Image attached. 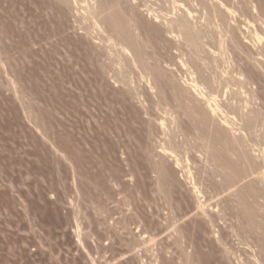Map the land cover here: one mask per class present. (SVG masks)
I'll list each match as a JSON object with an SVG mask.
<instances>
[{
    "label": "rangeland",
    "instance_id": "374dc122",
    "mask_svg": "<svg viewBox=\"0 0 264 264\" xmlns=\"http://www.w3.org/2000/svg\"><path fill=\"white\" fill-rule=\"evenodd\" d=\"M91 1L0 0V264H264V0H225L210 55L155 26L190 0H102L146 65Z\"/></svg>",
    "mask_w": 264,
    "mask_h": 264
},
{
    "label": "bare ground",
    "instance_id": "6f19581e",
    "mask_svg": "<svg viewBox=\"0 0 264 264\" xmlns=\"http://www.w3.org/2000/svg\"><path fill=\"white\" fill-rule=\"evenodd\" d=\"M64 1H66V3H68L69 4V2H68V0H64ZM71 1H74V0H71ZM93 1V0H92ZM91 1V2H92ZM112 1V0H111ZM131 1V0H130ZM147 1V0H146ZM152 1V0H151ZM159 1V0H158ZM185 1V0H184ZM191 1V2H190ZM189 1V3L188 4H185L184 2V5H183V3L181 4V5H179L178 7H181V8H177L178 10H180V9H182L181 11H180V14H178V15H174L176 18H174V16H173V18L171 17V16H167L168 18H166V17H164V19L162 20V22L161 21H159V20H157L156 19V22L158 23V22H160V23H158L159 25H155L156 27H161L163 30H161V31H163L164 33H165V36H167V37H165L167 40H166V42H167V44H168V46H170L171 45V47L175 50L173 53H175L176 54V51H179L180 53H181V55H182V52H184V51H182L181 52V50L183 49V48H187L189 51H197V52H200V53H205V54H203V55H206V54H209L208 53V48H209V46H210V41H212L213 40V35H214V29H212V26L213 25H215V22L217 21V22H219L220 20V22L222 23L223 21V18H224V16H227V15H232V18L234 17L235 18V16H238V14H237V12L236 11H234V10H232L231 8H229L228 6H227V2H225V0H210V3H208L209 1H207V2H205V0H193V2H192V0H190ZM228 1V0H227ZM232 1H234V0H232ZM236 1H238V0H236ZM81 2H83V1H81ZM90 2V1H89ZM94 2V1H93ZM104 2V1H103ZM105 2H106V0H105ZM118 2V1H117ZM129 2V1H128ZM145 2V1H144ZM155 2V1H154ZM167 2V1H166ZM253 2V1H252ZM256 2V1H255ZM255 2H253V6H252V9H251V11H252V15H254V16H256V15H258L259 17H261L260 16V13H259V10H258V7H257V5H256V3ZM258 2H259V0H258ZM70 3H72V2H70ZM173 3L175 4V2H174V0H173ZM227 3V4H226ZM233 3V2H232ZM74 4V3H73ZM113 4V3H112ZM109 5L108 7H107V5L105 4V3H102V0H96V2H95V4H94V6L93 7H91L90 5H89V7H86V9L84 10L85 11V15H86V17L88 18V19H90V21L92 22V24H94V26H97V27H99V29L101 30V28H103V27H100L101 25L99 24V23H103V24H106V25H109V27L111 28V30L110 31H112L111 33H113V34H110V35H108V37H107V39L106 40H109V41H111V42H114L117 46H120L124 51H128L129 52V50H132V52L130 53V54H133V55H135L134 56V58H132L133 60H134V62H137V61H139L140 59H141V57H140V49H137L138 48V46H142V45H138V46H136L137 48H135L134 50L132 49L133 47H135V45H137L138 43L137 42H135V41H137V40H135V38H136V36L134 35V32H136V31H138V25H136L135 24V22L133 21V20H128V19H125L124 17V19L122 18V16L120 15H118L119 13H117L116 12V8L118 7V6H116V8L113 6V5ZM163 4V3H162ZM169 4H170V2H169ZM237 4H238V2H237ZM117 5V4H116ZM138 5V4H137ZM70 6V5H69ZM81 6V5H80ZM146 6V5H145ZM164 6H165V4H164ZM167 6V5H166ZM169 6V5H168ZM172 6V5H171ZM74 7V6H73ZM82 7V6H81ZM80 7V8H81ZM84 7V8H85ZM149 7V6H148ZM162 7V6H161ZM78 8H79V6H78ZM83 8V7H82ZM81 8V9H82ZM167 8V7H166ZM165 8V9H166ZM169 8V7H168ZM202 9L203 11H209V13L211 14L212 13V16H210L211 18H207V17H209V16H206V17H199L198 15H200V14H197V9ZM76 9V8H75ZM151 9V8H150ZM163 9H164V7H163ZM171 9V8H170ZM176 9V8H175ZM148 10V9H147ZM72 11V10H71ZM83 11V12H84ZM173 11V10H172ZM211 11V12H210ZM224 11H226L227 13H229V14H227V15H224V13L226 14V12H224ZM239 11V10H238ZM74 12V11H73ZM77 12V11H76ZM82 12V10L80 11V13ZM120 12V11H119ZM149 12V11H148ZM155 13H156V11H154ZM169 13H171L170 11L168 12V14ZM203 13V12H202ZM262 13V12H261ZM166 14H167V12H166ZM206 14H207V12H206ZM209 14V15H210ZM264 14V13H263ZM76 15V14H75ZM79 15H81V14H79ZM84 15V14H83ZM208 15V14H207ZM224 15V16H223ZM241 15V14H240ZM77 16H78V13H77ZM76 16V17H77ZM156 16V15H155ZM157 16H158V14H157ZM160 16V15H159ZM178 16V17H177ZM79 17V16H78ZM84 17V16H83ZM162 17V16H161ZM162 17V18H163ZM220 17V18H219ZM221 17H223L222 19H221ZM230 17V16H229ZM238 17H240V16H238ZM259 17H257L258 18V20H260V18ZM263 17V16H262ZM262 17H261V19H262ZM82 18V17H81ZM160 18V17H159ZM84 19V18H83ZM200 19H202V21H200ZM126 20H128V21H126ZM161 20V19H160ZM232 20V19H231ZM225 22L227 21V20H224ZM262 21V22H261ZM155 22V23H156ZM216 22V23H217ZM224 22V23H225ZM261 22V23H260ZM260 24L259 25H261L262 24V27H263V29H264V20L262 19V20H260ZM154 22H153V24H155ZM220 23V24H221ZM224 23H222V24H224ZM92 24H90V25H92ZM226 24V25H225ZM224 25L225 26H227V28L230 26V24L231 23H229V21L228 22H226ZM105 25V26H106ZM219 24H217V26H218ZM103 26V25H102ZM222 26V25H221ZM93 27V26H92ZM96 27V28H97ZM215 27V26H214ZM224 27V26H223ZM223 27H221V29L223 28ZM232 27V26H231ZM155 28V27H154ZM216 28V27H215ZM251 28H252V26H251ZM104 29V28H103ZM102 29V30H103ZM224 29V28H223ZM226 29V28H225ZM254 29V28H253ZM101 30V31H102ZM216 30V29H215ZM227 30H229V29H227ZM231 30V32H232V28L230 29ZM229 30V31H230ZM258 30V29H257ZM110 31H109V33H110ZM140 31V30H139ZM144 31V30H143ZM151 31V30H150ZM217 31H218V29H217ZM252 31V30H251ZM98 32H99V30H98ZM102 32H105V30L104 31H102ZM107 32V31H106ZM141 32V31H140ZM162 32V33H163ZM226 32V31H225ZM108 32H107V34H109ZM145 33V32H144ZM154 33V32H153ZM158 33V32H157ZM215 33H217V35H219L218 34V32H215ZM220 33H221V30H220ZM101 34V33H100ZM104 34V33H103ZM143 34V33H142ZM142 34H140L139 35V33H138V35L139 36H141ZM148 34V33H147ZM146 34V35H147ZM152 34V33H151ZM228 34V33H227ZM231 34V33H230ZM254 34V35H253ZM145 35V34H144ZM160 35V34H159ZM232 35H234V34H232ZM244 35V34H243ZM249 35V34H248ZM252 35L255 37H253L254 39H256V37L257 38H259L260 36H259V33H257L256 31L254 32V31H252ZM164 36V35H163ZM250 36H251V34H250ZM138 37V36H137ZM153 37H154V35H153ZM155 37L157 38L158 36H156L155 35ZM154 37V38H155ZM226 37V36H225ZM230 37V36H229ZM248 37V36H247ZM247 37H246V39H247ZM160 38V37H159ZM211 38H212V40H211ZM250 38V37H249ZM144 40H145V38H143ZM147 39V38H146ZM164 39V38H163ZM232 39V38H231ZM158 40V39H157ZM164 41V40H163ZM145 42V41H144ZM143 42V43H144ZM153 42V41H152ZM161 42V41H160ZM137 43V44H136ZM240 43V42H239ZM140 44V43H139ZM153 44H155V43H153ZM158 44V43H157ZM144 45V44H143ZM148 45H149V43H148ZM147 45V46H148ZM158 45H160V44H158ZM149 46H152V45H149ZM161 46V45H160ZM164 46V45H163ZM240 46V45H239ZM144 47V46H143ZM166 48H167V46H165ZM171 47H169L170 48V50H171ZM131 48V49H130ZM141 48V47H140ZM137 49V50H136ZM163 49V48H162ZM145 50V49H144ZM154 50V49H153ZM167 50V49H166ZM158 51V50H157ZM165 51V50H164ZM212 53H214V50H210ZM166 52V51H165ZM169 52V51H168ZM186 53V52H185ZM199 53V54H200ZM148 54V53H147ZM177 54H179V53H177ZM145 55V54H144ZM163 55V54H162ZM210 55V54H209ZM156 56V55H155ZM158 56H160V55H157V57ZM184 56V55H183ZM131 57H132V55H131ZM163 57V56H162ZM177 57V56H176ZM209 57V56H208ZM143 58H146L145 59V63L147 64V61L146 60H148L147 59V56L146 57H144L143 56ZM141 59L142 61H141V63H139V64H145L144 62H143V60L144 59ZM165 58V57H164ZM169 58V57H168ZM173 58V57H172ZM179 58V57H178ZM181 58V57H180ZM179 58V59H180ZM205 58H207V57H205ZM152 60V59H151ZM154 60V59H153ZM159 59H157V61H158ZM182 60V59H181ZM206 60V59H205ZM216 61V60H215ZM133 62V63H134ZM166 62V61H165ZM183 62V61H182ZM187 62V61H186ZM258 62V61H257ZM138 63V62H137ZM149 63V62H148ZM163 63V62H162ZM161 63V64H162ZM185 63V62H184ZM258 63H261L260 61L258 62ZM145 64V65H146ZM150 64V63H149ZM152 65H154L155 64V61H154V64H153V62L151 63ZM158 64H160V63H158ZM158 64H156V65H158ZM165 64V63H164ZM167 64V63H166ZM184 65V64H183ZM187 65V64H186ZM195 65H197V63L195 64ZM261 65V64H260ZM150 67V66H149ZM152 67V66H151ZM150 67V68H151ZM150 68H148V69H150ZM156 68H158L157 66H156ZM147 69V68H146ZM160 69V68H159ZM158 69V70H159ZM157 70V71H158ZM161 71V70H160ZM150 72V71H149ZM155 72V71H154ZM154 72H153V74H154ZM150 73H152V71L150 72ZM159 73V72H158ZM160 75H161V73H159ZM158 74V75H159ZM158 75H156V76H158ZM156 76H154V77H156ZM208 76H210V75H208ZM163 77V76H162ZM165 77H167V76H165ZM201 77V75L198 77V78H200ZM203 77V76H202ZM201 77V78H202ZM205 77V76H204ZM212 77V76H211ZM156 78H158V77H156ZM161 78V77H160ZM160 78H159V80H160ZM162 79V78H161ZM190 79V78H189ZM203 79V78H202ZM170 80V79H169ZM186 80V79H185ZM205 80V79H204ZM172 81V80H171ZM190 81V82H189ZM187 80L186 81V83H185V85L186 84H188L189 86H191L192 88H195V89H200V85L198 84V81H196V78L194 79L193 78V76H192V78H191V80ZM203 81V80H202ZM213 81V80H212ZM215 81V80H214ZM163 82V81H162ZM157 83V82H156ZM200 83H202V82H200ZM213 83V82H212ZM159 84H160V82H159ZM168 84V83H167ZM177 84V83H176ZM179 84V83H178ZM208 84V83H207ZM207 84H205V85H207ZM209 84H211V81L209 82ZM181 85V84H180ZM184 85V84H183ZM187 85V86H188ZM202 85V84H201ZM218 85V84H217ZM210 86V85H209ZM211 87H212V85H211ZM171 88V87H170ZM173 88V87H172ZM188 88V87H187ZM214 88H216V87H214ZM174 89V88H173ZM172 89V90H173ZM189 89H191V88H189ZM202 89V88H201ZM201 89L199 90V91H201ZM210 89V88H209ZM171 90V89H170ZM171 90V91H172ZM176 90H178V89H176ZM197 90V91H198ZM210 90H212V89H210ZM209 90V91H210ZM218 90V89H217ZM179 91V90H178ZM213 91V90H212ZM177 92V91H176ZM205 92V91H204ZM178 93V92H177ZM207 93L208 92H206V94H202V91L200 92V95L199 96H203L204 98V101H206V103H208V107H210V111L209 112H211V114H212V116H215V115H219L218 113L220 112V107H219V104H217L216 103V98L214 97V96H211V95H208V97H207ZM197 94H199V93H197ZM174 95V94H173ZM205 95H206V97H205ZM202 96H201V98H202ZM165 97V96H164ZM173 97V96H172ZM175 97V96H174ZM177 97V96H176ZM200 98V99H201ZM218 101V100H217ZM185 106H186V104H185ZM208 107H207V109H208ZM201 111H203L202 109H201ZM194 112V111H193ZM197 113H199V110H197ZM196 113V111L194 112V114H197ZM202 113V112H201ZM206 113V112H205ZM200 114V113H199ZM198 114V115H199ZM201 115V117H202V114H200ZM204 115V114H203ZM204 116H206V114L204 115ZM248 118H246L247 120H246V125H248L249 127L250 126H252V124H253V121H255V117L254 116H247ZM196 118V117H195ZM197 118H199V117H197ZM203 118V117H202ZM231 118V117H230ZM199 120H201V119H199ZM227 120H229V119H227ZM233 120V119H232ZM227 122V121H226ZM231 122V121H230ZM202 140H204V139H202ZM205 141L207 142V140L205 139ZM204 142V141H203ZM206 142H205V144H206ZM208 146V145H207ZM209 147V146H208ZM210 149V148H209ZM209 149H208V151H209ZM211 151V150H210ZM209 151V152H210ZM213 152V151H212ZM165 154H166V152H165ZM177 163H178V160H177ZM157 166H159V165H157ZM155 168V167H154ZM158 167H156V169H157ZM160 168V167H159ZM161 169H163V168H161ZM158 171H159V169H158ZM161 171V170H160ZM160 173V172H159ZM158 173V174H159ZM164 173V172H163ZM163 173L161 174L162 176H163ZM165 177V176H164ZM163 178H161V180H162ZM165 181V180H164ZM163 183V182H162ZM165 184V183H164ZM195 188V187H194ZM196 190V189H195ZM262 237V236H261ZM263 252V251H262ZM264 254V253H263Z\"/></svg>",
    "mask_w": 264,
    "mask_h": 264
}]
</instances>
